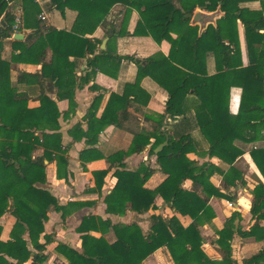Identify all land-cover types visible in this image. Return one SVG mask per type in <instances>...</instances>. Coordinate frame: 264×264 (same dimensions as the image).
<instances>
[{
  "label": "trees",
  "instance_id": "16d2710c",
  "mask_svg": "<svg viewBox=\"0 0 264 264\" xmlns=\"http://www.w3.org/2000/svg\"><path fill=\"white\" fill-rule=\"evenodd\" d=\"M72 1L76 2L73 4L77 16L70 30L64 31L46 25L39 18L40 8L34 0H0V47L14 31L31 30L25 43L11 42L10 60H3L0 54V218L10 215L15 221L7 241L1 240L0 226V264H45L46 247L54 243V234L44 232V222L51 211L66 208L59 206L41 185L46 181L45 161L56 163L57 179L67 176L59 122L63 113L59 112L56 101L69 99V110L72 107L75 70L83 59L89 70L79 78L83 82L94 77L104 63H108L106 73L110 75H114L111 71H116L123 60L136 67L134 82L124 84L121 92L110 93L98 116L102 95L93 98L84 118L86 130L81 128V123L68 130L73 140L85 141L86 148L79 153L82 166L101 159L109 164L106 170L92 172L94 190L101 191L104 178L114 169L116 182L104 198L106 213L143 215L158 210V199L169 215L151 214L146 232L135 222L111 223L109 219L88 215L76 229L81 251L58 243L55 252L67 264H142L159 249L168 252L173 264H264V248L240 262L232 254L236 236L248 239L264 233L260 224L264 221V147L249 152L262 178L252 189L249 207L252 225L246 230L238 228L236 221L240 215L231 213L217 232L214 247L219 259L208 257L200 232V220L214 217L209 205L211 199L229 202L235 199L230 188L243 177L234 163L244 154L235 142L264 141V1L260 10L247 7L256 0H52L51 4L62 11ZM114 6L125 11L118 30L107 28L106 33H112L110 40L150 37L157 45L165 42L167 53L158 52L138 60L133 56H112L106 47L95 54L94 41L87 35L97 27H106L107 15ZM195 9L205 13H193ZM133 11L138 20L130 34L126 23ZM238 26L243 29L247 65L242 62ZM47 48L52 53L48 62ZM212 56L215 69L209 75L207 65ZM70 57L73 61H69ZM11 63L41 66L39 73L29 75L19 71L16 77V83L23 78L37 83L40 92L37 107L29 108V98L12 85ZM143 78H150L167 95L163 112L149 133L137 131L131 121L138 108L129 98L132 96L138 102L146 94L139 88ZM70 84L71 88L65 90ZM133 87L138 93L131 91ZM90 88L94 90L95 86ZM232 88L241 90L236 115L229 110ZM46 93H55L56 100ZM190 113L206 142L202 154L196 152L190 134L177 136L163 130L168 119ZM106 126L131 133L127 150L104 157L96 149L99 133ZM166 138L167 145L154 154ZM147 148L148 156H155L156 168L141 165L134 170L126 169L124 159ZM38 150L41 153L34 155ZM190 154L206 160L199 164L188 157ZM156 171L165 179L155 189L144 187ZM215 178H221L220 185ZM176 215L188 217V226L184 227ZM110 228L116 237L112 244L102 237Z\"/></svg>",
  "mask_w": 264,
  "mask_h": 264
},
{
  "label": "crops",
  "instance_id": "0c3cea01",
  "mask_svg": "<svg viewBox=\"0 0 264 264\" xmlns=\"http://www.w3.org/2000/svg\"><path fill=\"white\" fill-rule=\"evenodd\" d=\"M51 1L52 0H41L40 4L36 3L40 8V15L45 16L46 19L44 21L46 25L52 26L56 30L69 31L77 16V8L74 7V4H76V2L72 1L70 3V6H64L63 10L60 11L56 8L55 5L51 4ZM124 11L125 10H121L119 6H114L107 15L106 27H97V29H95V31L91 35H87V38H90L94 41V53L98 54L99 51H103L107 47L108 53L112 56H133L138 60L146 59L150 57V55L152 56L153 54L158 52L166 54L168 45L165 42L161 45H157L150 37L127 36L113 38L110 40V38L112 37V33H106V30L110 26L114 27L115 30H118L122 21ZM137 20V13L134 11L131 12L126 23L127 32H129L130 34L133 32ZM30 32L31 30L13 33L11 38L2 41V47H0V54L2 59L10 60L13 53L11 42L14 40L13 36L15 34L22 35L23 38L17 41L25 43ZM108 34H111V36L109 37ZM146 43H149L151 45L149 51H145L139 46V44ZM102 44L103 48H101ZM51 55V50L47 48L46 62L50 60ZM210 60L211 58L208 62H210ZM69 61H73V57H70ZM243 64L247 65V63ZM107 66L108 63L101 64L100 70L94 75V77H91V79L87 82H83L79 80V78H83L85 73L89 70L86 69V61L84 59L78 61V69L75 70L76 82L73 86L74 88L72 91V107L69 110V99H61L56 101L59 112L63 113V115L60 116L59 122L61 125L60 131L62 132L63 145L64 149L66 150L67 166L65 168V171L67 173V176L66 178L57 179L56 163H48L47 161H45L46 181L43 185H41V187L43 189H46L57 200L59 206H65L66 209L60 212L51 211L50 213H48V218L44 222L43 226L45 234H54V243L46 247L47 259L45 264H67V261L61 255L57 254L54 250L58 243L65 244L66 246L73 248L78 252L81 251L79 239L80 235L76 232V229L79 226L81 220L88 215L99 217L102 220L109 219L111 223L121 222L124 224H130L135 222L140 227H142V225L145 226V223H143L142 220L145 218L148 219L151 214H161L163 216L169 215L167 208L162 205V203H160L158 199L156 200L158 210L154 212L150 211L143 215H136L131 212H126L121 216L107 214L105 211L106 206L104 203V198L111 191L116 182V179L113 177L114 169H111L104 178V184L101 188V191L94 190L95 180L92 176V172L106 170L109 167V164L104 159H101L85 163L82 166L79 160V153L86 148L85 141L84 139L73 140V137L68 134V130L72 128L76 123H81V128L83 130L87 129L84 118L95 96H97L98 94L102 95V100L97 112L98 116L104 108V105L110 93L116 91L121 92L124 84L134 82L136 67L132 62L127 60L121 61L116 71H111V73H114V75L106 73V70L108 69ZM40 69V65L11 63L12 85L16 87L18 93H24L29 98V108L37 107L39 105V100H37L38 96L40 95L39 87L37 83L31 78H28L26 80H24L23 78L21 82L16 83V77L19 71L24 72L25 74L34 75L36 73H39ZM207 70L209 75L213 73H211V70H209L208 65ZM46 86L51 87V85L48 86L47 84ZM71 86L72 84L66 86L67 89L65 90H68L69 88H71ZM91 86H95V89L92 90L90 88ZM139 88L146 92V94L143 95V98H140L138 102H136L132 96H130L129 98L132 100L133 105L138 108V111H135L131 116L132 125L136 127L137 131L139 130L137 124L143 127V124L141 122L145 121V117H147L153 109L155 112H160L162 114L163 106L167 100V95L163 92V90L158 88V86L155 85L150 78L141 79V81L139 82ZM131 91L134 94L138 93V90L134 87ZM127 92L131 93L130 90H127ZM240 94L241 90L239 88H232L230 90L229 110L233 115H236L238 112L240 105ZM46 96L53 100H56L55 93H46ZM167 121L169 122V125H164V127H166V130H169L173 135L177 136H183L186 133L190 134V136L195 141V146L197 147L196 152L200 154L204 151V149L206 148V142L202 139L201 134L195 124L193 113L187 114L184 117H177L173 121H171L170 119H168ZM113 138H115L117 142L120 140H125L124 143L126 144V142H128V147H126L125 149H119L117 146V150L110 151V148H112V146H115L113 145ZM131 140L132 135L127 130L116 129L113 126H106L104 127V129H102V131H100L98 142L96 143L95 147L104 157H106L116 151L127 150L130 146ZM235 145L244 151V154L239 157L234 163V166L241 172L243 178L241 182H235L234 188H230V190L236 188V191L234 192L235 199L231 203L232 206H228L224 210L222 209V205L226 201L217 200L215 198L210 200L209 205L215 214L213 222L217 221V225L221 223L224 218L230 217L231 213L237 212L238 214H240V218H242L240 220V224L244 225V229L242 230H246L252 225V218L249 213L250 202L252 200L251 192L253 187L262 180L259 171L257 170L256 166L249 156V152L252 148L264 147V141L254 144H243L241 142H235ZM40 153L41 150H38L34 155H38ZM152 157L148 156L147 148L141 154L131 155L125 158L124 164L126 165V169L128 170L137 169L142 164H146L150 168H156L155 160H153ZM188 157L191 160L194 159L198 161V157L203 160L202 157L195 154H190ZM212 162L217 163V160L212 159ZM162 176L163 178H161L160 181H158L157 183L153 182L152 184H150V177L149 180L145 183L144 187L151 190L155 189L165 179V176L163 174ZM215 181L217 185L222 182L221 178H215ZM176 216L184 227L188 226V224L190 223V219L188 217H182L180 215ZM14 222V218H12L10 215H3L0 218V226L2 227V241H7L9 239V233ZM260 224L264 227V221H262ZM209 227H211V224H209V226L205 225L201 228V230L206 231L207 234V231L211 229ZM218 227H220V225ZM93 235L99 236L98 233ZM209 235L213 234L209 233ZM102 237L108 244H112L116 241V237L111 228ZM256 238L258 240H256ZM28 247L31 248V245L28 244ZM234 247L235 244H233L232 242V248ZM263 248L264 235L261 234L255 238H250L243 244H240V247L237 249V251L233 250V258L236 261L240 262L243 259H247L252 255H255ZM163 251L164 249L157 250L142 264H163L164 262H167V257L169 260L168 264H173L169 254L168 256H165L166 254L164 255ZM211 252L212 254H214L213 248ZM210 258L219 259L220 257L218 254V256ZM25 264H30V262H27Z\"/></svg>",
  "mask_w": 264,
  "mask_h": 264
},
{
  "label": "rangeland",
  "instance_id": "374dc122",
  "mask_svg": "<svg viewBox=\"0 0 264 264\" xmlns=\"http://www.w3.org/2000/svg\"><path fill=\"white\" fill-rule=\"evenodd\" d=\"M264 0H256V1H254V2H251V3H248L247 4V7L248 8H250V9H255V10H260L261 9V2H263ZM196 12H201V14H203V13H205L203 10H201V9H198V10H194L193 11V13H196ZM212 14V13H211ZM212 16V15H211ZM213 16H214V14H213ZM214 17H216V19L218 18V13H216V16H214ZM123 18V17H122ZM215 19V20H216ZM119 29V28H118ZM238 34H239V40H240V48H241V51H242V62L243 63H247V51H246V47H245V43H244V38H243V29L240 27V26H238ZM118 38V37H117ZM146 42H148V41H146ZM156 44V43H155ZM139 46L141 47V48H143L145 51H149V48H151V45L149 44V43H146V44H139ZM156 54V53H155ZM154 55V54H153ZM151 56V55H150ZM208 66H209V70H211V73L214 71V69H215V58H214V56H212L211 57V60H210V62H208ZM152 81V80H151ZM154 83V82H153ZM155 84V83H154ZM156 85V84H155ZM165 94H166V92L165 91H163ZM160 115H161V113L160 112H155L154 111V109L151 111V113L147 116V117H145V121H143V122H141L142 124H143V127H141V126H139V124H137V126H138V131H140V132H143V133H149V132H151V130H152V128L156 125V123L158 122V120H159V118H160ZM171 121H173V120H171ZM164 125H169V122L168 121H165L164 122ZM164 129L163 130H166L165 128L166 127H163ZM123 133H125V132H123ZM112 141H113V145H115V146H112V148H110L111 150L110 151H112V150H117V146H118V148L119 149H125L126 147H128V142H126V144L124 143L125 142V140L123 141V140H120V141H116L115 140V138H113L112 139ZM115 141H116V143H115ZM258 143H261V142H258ZM200 154H202V152L200 153ZM197 158V157H196ZM152 159L153 160H155V157L153 156L152 157ZM198 159V162L199 163H201V162H203L206 158L205 157H202V159L203 160H201L199 157L197 158ZM142 165H144V164H142ZM146 165V164H145ZM141 166V165H140ZM139 167V166H138ZM161 178H163V176H162V174L160 173V172H156L152 177H151V180H150V184H152L153 182H158V181H160V179ZM215 180V179H214ZM221 184V183H220ZM219 184V185H220ZM233 190V192H235L236 191V188L235 189H232ZM251 194H252V192H251ZM216 199V198H215ZM217 200H224V199H217ZM221 201V202H222ZM226 201V200H225ZM232 202H229V201H226L223 205H222V209H226L227 207H228V204H231ZM213 211V210H212ZM213 213H214V211H213ZM240 215V214H239ZM215 218V214H214V217L212 218V219H210V220H206V219H204V218H202L201 220H200V232H201V236H202V238H203V249H204V251L208 254V256H210V257H216V256H218V252L214 249L215 247H214V244H215V240L217 239V232L218 231H220L222 228H223V225H224V223H225V221H226V219H228V218H224V220H222L221 221V223H219L218 225H217V221L215 222H213V219ZM242 218H240L239 217V220H237L236 221V225L238 226V228H240V229H244V225H241L240 224V220H241ZM143 221V223H145V226H143L142 225V230L144 231V232H146L147 230H148V227H149V223H150V220H149V218L148 219H143L142 220ZM209 224H211V227H209V228H211L209 231H207L208 233L206 234V231H202L201 230V228L202 227H204L205 225H208L209 226ZM147 225V226H146ZM220 225V227H218ZM220 228V229H219ZM209 233H211V234H213V235H209ZM261 234H263L264 235V233H260V234H258V235H261ZM258 235H256L255 237H257ZM255 237H253V238H255ZM261 238V237H260ZM250 239V238H249ZM249 239H241L240 237H238V236H236L234 239H233V244H235V247L234 248H232L234 251H237V249L240 247V244H243V243H245L246 241H248ZM262 239V238H261ZM256 240H258L257 238H256ZM212 248H213V251H214V254H212V252H211V250H212ZM233 252V251H232ZM163 254L165 255V256H168V252L164 249V251H163ZM213 255V256H212ZM169 263V260H168V257H167V262H164L163 264H168Z\"/></svg>",
  "mask_w": 264,
  "mask_h": 264
},
{
  "label": "water",
  "instance_id": "95a60500",
  "mask_svg": "<svg viewBox=\"0 0 264 264\" xmlns=\"http://www.w3.org/2000/svg\"><path fill=\"white\" fill-rule=\"evenodd\" d=\"M197 16H198V14H197ZM109 35V37L111 36V34H108ZM23 38V36L22 35H20V34H15L14 36H13V39L14 40H21ZM105 43V42H104ZM103 43V44H104ZM103 44H102V46H101V48H103ZM167 145V138H166V140L162 143V144H160L155 150H154V154H157V153H159L162 149H163V147H165Z\"/></svg>",
  "mask_w": 264,
  "mask_h": 264
},
{
  "label": "built area",
  "instance_id": "2783aa9c",
  "mask_svg": "<svg viewBox=\"0 0 264 264\" xmlns=\"http://www.w3.org/2000/svg\"><path fill=\"white\" fill-rule=\"evenodd\" d=\"M40 1H41V0H34V2L37 3V4H40ZM39 18H40L41 20H43V21L46 19L45 16H43V15H40ZM15 23H16V24L18 23V19L15 20ZM14 33H17V32L14 31ZM228 206L231 207L232 204H228Z\"/></svg>",
  "mask_w": 264,
  "mask_h": 264
}]
</instances>
